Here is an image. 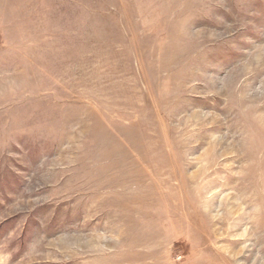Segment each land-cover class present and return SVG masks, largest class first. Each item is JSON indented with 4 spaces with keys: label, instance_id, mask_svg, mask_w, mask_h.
<instances>
[{
    "label": "rangeland",
    "instance_id": "374dc122",
    "mask_svg": "<svg viewBox=\"0 0 264 264\" xmlns=\"http://www.w3.org/2000/svg\"><path fill=\"white\" fill-rule=\"evenodd\" d=\"M0 264H264V0H0Z\"/></svg>",
    "mask_w": 264,
    "mask_h": 264
}]
</instances>
